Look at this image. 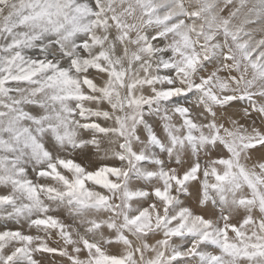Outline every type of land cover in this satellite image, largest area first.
<instances>
[{"label": "clouds", "instance_id": "clouds-1", "mask_svg": "<svg viewBox=\"0 0 264 264\" xmlns=\"http://www.w3.org/2000/svg\"><path fill=\"white\" fill-rule=\"evenodd\" d=\"M0 264H264V0H0Z\"/></svg>", "mask_w": 264, "mask_h": 264}]
</instances>
